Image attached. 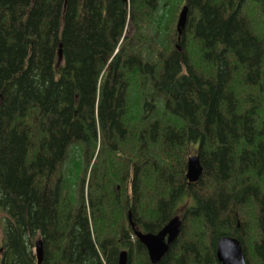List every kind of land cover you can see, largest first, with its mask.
I'll return each mask as SVG.
<instances>
[{
    "label": "trees",
    "instance_id": "16d2710c",
    "mask_svg": "<svg viewBox=\"0 0 264 264\" xmlns=\"http://www.w3.org/2000/svg\"><path fill=\"white\" fill-rule=\"evenodd\" d=\"M183 206L158 264H264V0H0V264H151Z\"/></svg>",
    "mask_w": 264,
    "mask_h": 264
},
{
    "label": "water",
    "instance_id": "95a60500",
    "mask_svg": "<svg viewBox=\"0 0 264 264\" xmlns=\"http://www.w3.org/2000/svg\"><path fill=\"white\" fill-rule=\"evenodd\" d=\"M186 14L187 8L184 6L177 23L179 36L182 34V30L185 26ZM59 55L61 56L60 51ZM201 174L202 167L198 155L189 157L186 164L185 175L187 183L190 185L197 182ZM128 220L131 227L134 229L135 237L139 243L145 247L151 264H158L168 253L171 245L177 240L181 229V220L178 217H173L157 233H143L135 229L130 214L128 215ZM35 255L37 264H41L43 260V246L40 240L35 243ZM216 259L219 264H247L242 245L240 241L233 236H223L218 240L216 245ZM127 262V251L120 252L118 264H127Z\"/></svg>",
    "mask_w": 264,
    "mask_h": 264
},
{
    "label": "rangeland",
    "instance_id": "374dc122",
    "mask_svg": "<svg viewBox=\"0 0 264 264\" xmlns=\"http://www.w3.org/2000/svg\"><path fill=\"white\" fill-rule=\"evenodd\" d=\"M183 5H184V1H182V3H181V5H180V7H179V10H178V12H177V15H178V13L180 12V10H181V12H182V10H183ZM181 12L179 13V14H181ZM179 18V17H178ZM186 201H187V203H188V198L186 199ZM187 206V205H186ZM184 207L185 206H183L182 208H179V212H177V214L178 215H176V217H178V218H181V213H182V211H183V209H184ZM241 211H242V217H241V222L243 223H246L247 224V227L249 228V231H247V237H248V244L247 245H249L250 243H252V241H254L255 240V238H256V234H255V232H254V227H253V222H254V209H253V207H243V208H241ZM240 211V212H241ZM2 213L0 212V221H1V218H2ZM1 223V222H0ZM194 230V229H193Z\"/></svg>",
    "mask_w": 264,
    "mask_h": 264
}]
</instances>
